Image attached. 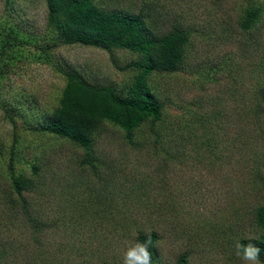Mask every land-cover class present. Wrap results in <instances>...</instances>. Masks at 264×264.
<instances>
[{"label": "rangeland", "instance_id": "374dc122", "mask_svg": "<svg viewBox=\"0 0 264 264\" xmlns=\"http://www.w3.org/2000/svg\"><path fill=\"white\" fill-rule=\"evenodd\" d=\"M141 1L113 3L138 10ZM246 1L161 0L173 12L189 14L187 23L198 30L192 34L194 56L214 62L228 54L229 64L236 67L231 73L220 72L215 81L194 71L192 63L187 71L152 73L148 84L163 104L162 122L170 123L166 130L160 123L155 127L162 134L171 127H185L179 132L181 139L191 133L201 136L205 128L190 117L206 115L208 130L221 135V149L211 154L204 147L198 150L201 139L193 135L197 145L179 148V153L173 149L175 154L168 157L142 147L153 137L149 123L136 132L132 144L124 141L119 127L105 123L98 131L96 152L113 171L112 180L95 181L82 163L81 148L37 128L56 107L65 86L61 69L124 94L137 74L129 64L139 55L62 43L42 52L56 33L46 23L45 1L0 0V39L8 32L14 38L11 66L0 73V234L4 241L21 244L16 253L23 262L123 264L125 241L156 231L152 264H177L180 255H185L186 264H241L235 243L264 233L255 213L264 207V185L259 181L264 177V122H237L232 96L244 91L250 96L260 74L255 58L243 57L231 38L223 42L219 30ZM6 106L12 109L10 117ZM11 150L17 153L16 169L25 177H30L28 163L35 157L41 167L38 188L23 193L46 224L37 243L29 241L31 229L9 218L4 203L14 197L7 168ZM104 188L108 194L100 191ZM105 197L111 201L107 205ZM80 213V221L74 223Z\"/></svg>", "mask_w": 264, "mask_h": 264}, {"label": "trees", "instance_id": "16d2710c", "mask_svg": "<svg viewBox=\"0 0 264 264\" xmlns=\"http://www.w3.org/2000/svg\"><path fill=\"white\" fill-rule=\"evenodd\" d=\"M44 1L47 9L46 23L56 33L52 41L46 43L45 47L42 46V52L62 43L94 46L109 51L119 48L139 55V59L129 64L137 71V74L134 83L124 94L118 93L113 86H93L78 73L61 69L66 81L65 86L58 97L56 107L52 108L37 128L81 148L84 151L82 163L90 169L88 174L90 179L112 180L110 174L113 171L96 152L98 131L105 123L119 127L124 132V141L130 144L133 143L136 132L144 124L149 123L151 130L149 134L153 137L151 140L149 137L144 140V143H141L142 147H150L152 152L168 157H173L175 154L171 151L173 149L179 153V148L188 150L189 147L197 145L196 142L199 143V141L194 136L201 139L198 150L204 147V150L211 154L221 149V135L213 134L208 130V123L204 121L206 115H203V119L190 117L194 124L196 122L200 127L205 128L201 136L191 133L181 139L179 132L185 127H171L165 134L155 127L156 123H160L166 130L170 123L164 125L162 122L163 104L148 84L152 73L187 71L192 63L194 71L203 73L204 78L209 81H215V77L220 72L227 70L231 73L236 67V64L234 66L229 64L231 57L228 54L214 59L216 60L214 62L193 55V52L195 55L196 53L192 34L198 30L194 25L187 23L189 14L179 15L167 5L162 4L161 0H140L141 6L138 10L114 5V0ZM263 4L257 0H247L236 15L232 17L228 15L230 23L222 25L219 30L223 42L230 41L231 38L236 42L243 57L249 54L255 58V69L260 74L252 86L250 96H245V91L241 94L237 92L232 96L235 97V106L232 105L233 118L239 123L240 120L251 121L252 124L264 122V42L262 41L264 33H261L264 30ZM9 33H5V38L0 39V73L11 66L12 54L10 53L13 51L14 38ZM214 33L217 35L216 31ZM44 54L47 55V53ZM196 59L199 61L192 62ZM232 79L236 81L234 77ZM4 109L6 114L11 116L12 109L9 106ZM212 125L210 123L209 126ZM141 144L137 143L135 146L140 148ZM16 156L15 150H11L7 163L14 197L7 199L8 202L4 203L10 209L8 210L9 218L13 221L19 219L17 221L23 223L27 229H31L29 241L37 243L41 240L40 234L44 231L46 224L40 212L34 210L37 207H32L23 193L38 188L41 182L39 176L41 167L38 158L35 157L34 161L28 163L31 170L30 177H25L16 169ZM259 181L264 185L263 176L259 178ZM74 185L76 186V183ZM145 186L148 189L150 185L147 183ZM100 191L108 194L106 188ZM104 200L106 205L111 202L106 197ZM1 204L3 205V202ZM255 213L257 223L264 227V207H257ZM81 217V213L80 216L74 217L76 219L74 223L79 222ZM149 234L152 238L149 251L152 253L153 261L155 245L159 238L157 232H140L136 239L144 241ZM4 240L0 234V264H30L23 262L16 253L21 249V244L16 246L15 241ZM239 241L243 244L251 242L259 247L260 259L264 261V233L258 238L240 237ZM177 264H186L185 255L179 256Z\"/></svg>", "mask_w": 264, "mask_h": 264}, {"label": "clouds", "instance_id": "9594fccd", "mask_svg": "<svg viewBox=\"0 0 264 264\" xmlns=\"http://www.w3.org/2000/svg\"><path fill=\"white\" fill-rule=\"evenodd\" d=\"M151 245L150 234L144 241L139 239L125 241L123 264H152V253L149 251ZM234 249L235 255L241 260V264H264V261L260 259L261 249L253 243L243 244L238 240Z\"/></svg>", "mask_w": 264, "mask_h": 264}]
</instances>
